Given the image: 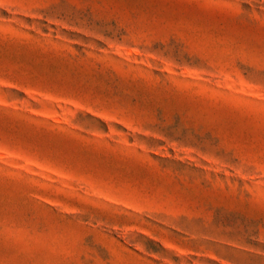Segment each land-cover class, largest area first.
Masks as SVG:
<instances>
[{"label":"rangeland","instance_id":"rangeland-1","mask_svg":"<svg viewBox=\"0 0 264 264\" xmlns=\"http://www.w3.org/2000/svg\"><path fill=\"white\" fill-rule=\"evenodd\" d=\"M0 264H264V0H0Z\"/></svg>","mask_w":264,"mask_h":264}]
</instances>
